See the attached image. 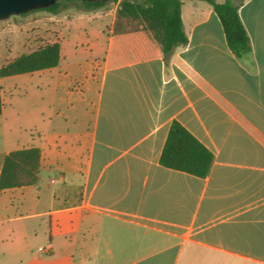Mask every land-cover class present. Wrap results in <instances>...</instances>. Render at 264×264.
<instances>
[{
  "label": "crops",
  "instance_id": "crops-1",
  "mask_svg": "<svg viewBox=\"0 0 264 264\" xmlns=\"http://www.w3.org/2000/svg\"><path fill=\"white\" fill-rule=\"evenodd\" d=\"M239 16L253 66L205 0H185L188 43L168 65L150 32L103 27L88 42L102 55L87 99L57 79L45 112L16 89L40 92L54 80L32 75L56 67L20 75L0 115V173L9 152L36 147L39 174L0 192V227L45 224L57 264H264V0H244ZM173 121L213 154L205 178L160 164Z\"/></svg>",
  "mask_w": 264,
  "mask_h": 264
},
{
  "label": "trees",
  "instance_id": "trees-1",
  "mask_svg": "<svg viewBox=\"0 0 264 264\" xmlns=\"http://www.w3.org/2000/svg\"><path fill=\"white\" fill-rule=\"evenodd\" d=\"M185 0H61L54 5L39 7L34 11L56 14L69 3L78 2L85 11H92L116 3V18L113 33L119 34L129 29L126 22H136L134 29L150 32L159 44L165 65L172 55L188 43L181 20V6ZM216 13L227 46L239 60L253 66L251 42L241 22L239 9L244 0H205ZM60 44H46L28 54H22L0 67V78L22 75L57 67L60 62ZM0 96V115L3 110ZM213 154L194 138L181 124L173 121L160 156V164L168 169L185 172L205 178L213 164ZM40 166V150L36 147L9 152L5 155L0 173V192L13 188L33 186L37 183Z\"/></svg>",
  "mask_w": 264,
  "mask_h": 264
},
{
  "label": "rangeland",
  "instance_id": "rangeland-1",
  "mask_svg": "<svg viewBox=\"0 0 264 264\" xmlns=\"http://www.w3.org/2000/svg\"><path fill=\"white\" fill-rule=\"evenodd\" d=\"M116 10V3H108L97 10L85 11L79 7L78 2H73L56 14L40 10L0 21V67L46 44L58 42L61 47L62 58L58 67L52 69L51 73L32 75L46 79L52 78L54 81L49 80L48 87L41 88L40 86L42 90L37 92L38 95L34 85L17 87L16 92L26 93V104L34 107L39 105L45 112L52 111L54 104L49 98H51L53 83L57 79L70 81L72 89L76 88L73 93L80 99V102L82 97L87 99L92 95L87 81L92 78L96 63L102 54L100 49H93L92 44L89 45L88 42L93 40V44L96 43L99 31L103 27L113 30ZM136 24V22L125 23L129 30L134 29ZM29 76L17 75L0 78V96L6 113L7 100L11 99V97L7 98V87L12 84L26 83ZM47 92L50 93L48 96H46ZM39 93L44 96L39 97ZM60 93L62 94L63 91ZM71 97L72 95L69 98ZM16 98L14 96L13 99ZM71 109L66 103L61 106V112L65 116L70 114ZM49 233L50 230L45 224L41 225L33 221L26 222V225L8 223L0 227V264H57L61 246L57 244L56 237L54 256L49 257L45 253L49 245L47 241ZM39 247L43 252L38 250Z\"/></svg>",
  "mask_w": 264,
  "mask_h": 264
},
{
  "label": "water",
  "instance_id": "water-1",
  "mask_svg": "<svg viewBox=\"0 0 264 264\" xmlns=\"http://www.w3.org/2000/svg\"><path fill=\"white\" fill-rule=\"evenodd\" d=\"M58 1L61 0H0V21L19 16L35 8L54 5Z\"/></svg>",
  "mask_w": 264,
  "mask_h": 264
},
{
  "label": "built area",
  "instance_id": "built-area-1",
  "mask_svg": "<svg viewBox=\"0 0 264 264\" xmlns=\"http://www.w3.org/2000/svg\"><path fill=\"white\" fill-rule=\"evenodd\" d=\"M42 250V249H41Z\"/></svg>",
  "mask_w": 264,
  "mask_h": 264
}]
</instances>
